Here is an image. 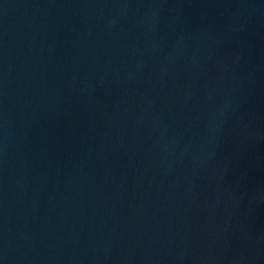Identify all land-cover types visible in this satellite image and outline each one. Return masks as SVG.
I'll return each instance as SVG.
<instances>
[{"label": "water", "instance_id": "1", "mask_svg": "<svg viewBox=\"0 0 264 264\" xmlns=\"http://www.w3.org/2000/svg\"><path fill=\"white\" fill-rule=\"evenodd\" d=\"M0 264H264V0H0Z\"/></svg>", "mask_w": 264, "mask_h": 264}]
</instances>
